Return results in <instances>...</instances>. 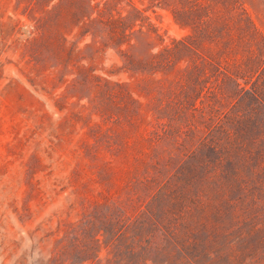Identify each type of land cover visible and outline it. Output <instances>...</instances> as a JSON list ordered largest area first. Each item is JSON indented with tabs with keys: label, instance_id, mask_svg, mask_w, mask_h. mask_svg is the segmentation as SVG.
<instances>
[{
	"label": "trees",
	"instance_id": "16d2710c",
	"mask_svg": "<svg viewBox=\"0 0 264 264\" xmlns=\"http://www.w3.org/2000/svg\"><path fill=\"white\" fill-rule=\"evenodd\" d=\"M7 65L50 264H264V0H0Z\"/></svg>",
	"mask_w": 264,
	"mask_h": 264
},
{
	"label": "rangeland",
	"instance_id": "374dc122",
	"mask_svg": "<svg viewBox=\"0 0 264 264\" xmlns=\"http://www.w3.org/2000/svg\"><path fill=\"white\" fill-rule=\"evenodd\" d=\"M154 19L168 34L182 33L166 10ZM5 74L0 90L8 77L17 80L0 92V264H50L52 243L43 236L54 225L48 218L61 206L64 192L51 202L48 185L56 173L45 177L38 172L40 190L31 195V88L12 65ZM48 112L57 119L53 108Z\"/></svg>",
	"mask_w": 264,
	"mask_h": 264
}]
</instances>
